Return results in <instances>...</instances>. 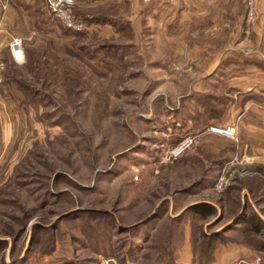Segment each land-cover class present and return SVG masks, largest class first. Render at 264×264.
Instances as JSON below:
<instances>
[{
    "label": "rangeland",
    "instance_id": "1",
    "mask_svg": "<svg viewBox=\"0 0 264 264\" xmlns=\"http://www.w3.org/2000/svg\"><path fill=\"white\" fill-rule=\"evenodd\" d=\"M246 1L229 2L210 36L201 19L188 34L160 25L163 16L143 9L151 0H74L77 14L101 20L75 34L40 0H0V264H144L162 239V264H177L186 243L191 264H264V163L241 162L238 145L216 135L172 156L209 126L238 130L241 91L230 77L252 64L202 77L236 42L234 62L264 56V29L258 42L253 32L264 13L257 1L247 27ZM14 38L31 50L27 66L9 62ZM195 43L205 47L188 48ZM10 67L27 91L7 84ZM200 201L214 217L180 211ZM244 210L261 235L234 224ZM154 213L159 222L142 223Z\"/></svg>",
    "mask_w": 264,
    "mask_h": 264
},
{
    "label": "crops",
    "instance_id": "2",
    "mask_svg": "<svg viewBox=\"0 0 264 264\" xmlns=\"http://www.w3.org/2000/svg\"><path fill=\"white\" fill-rule=\"evenodd\" d=\"M154 2L153 6L143 7L144 11L154 12V16L159 18L163 16L160 25L165 23L166 26L169 25L173 32H184L186 34L190 32L192 25L196 20L201 19L207 22L206 27H204L203 32L209 33V35H214L219 33L218 22L224 17L226 13L225 6L231 2L234 6L236 0H151ZM239 1V0H238ZM9 2V0H8ZM99 2V1H98ZM9 8L11 5H8ZM257 7L259 13H264V0H258ZM165 8V9H164ZM10 10V9H9ZM8 10V11H9ZM1 11V10H0ZM164 13V14H163ZM160 14V15H159ZM264 14H262V17ZM164 20H168L167 22ZM164 21V22H163ZM263 25L257 23L256 27L253 29L256 35V41L258 42L260 33L263 32ZM242 42V43H241ZM244 44V41L236 42L233 47L223 48L222 52L217 53L213 61L211 62L213 67L209 69L208 72L202 77L206 79L211 75H217V67L220 65H249L252 64L250 68H244L242 73H235L230 77V80L237 82L231 87L241 92H237L240 95L238 108H235L236 114L239 116L241 122L238 126V142L235 143L239 148V160L241 162H256L257 164L264 163V72L261 71L258 66L260 63L264 64V56H258L253 52L252 56L244 57L242 60L231 59V55L238 51H241L240 45ZM257 46V45H256ZM200 47H205L201 44H193L189 46L190 49H197ZM212 47V46H209ZM217 46H214L216 48ZM248 51V50H247ZM248 51L246 54H250ZM243 58V57H242ZM210 64V63H209ZM242 70V69H240ZM222 76V75H221ZM247 96V97H245ZM246 109L245 113L243 111ZM243 113V114H242ZM229 125V123H228ZM213 134L206 131L200 133L198 141L200 143L205 141H211L216 139ZM226 141V140H225ZM195 155V154H193ZM198 156V155H197ZM195 156V157H197ZM199 157V156H198ZM263 165V164H262ZM242 195L247 198V202L252 205L249 195L246 190H242ZM206 202V201H200ZM198 203V202H196ZM194 203L187 204L181 207L180 211L186 206H191ZM253 206V205H252ZM179 211V212H180ZM179 215V213L177 214ZM176 215V216H177ZM175 216H171L174 219ZM160 220L157 219V222ZM162 222L164 220H161ZM156 224V223H155ZM146 226V225H145ZM142 232H140V238ZM183 241H189L188 232L182 237ZM181 250V251H180ZM178 252L179 258H177V264H191V254L188 247V243L184 244ZM190 255V256H189ZM127 264H133L131 262H126ZM122 264V263H119ZM125 264V263H124Z\"/></svg>",
    "mask_w": 264,
    "mask_h": 264
},
{
    "label": "built area",
    "instance_id": "3",
    "mask_svg": "<svg viewBox=\"0 0 264 264\" xmlns=\"http://www.w3.org/2000/svg\"><path fill=\"white\" fill-rule=\"evenodd\" d=\"M46 10L56 19H58L64 28L75 32L82 33L85 30V24L82 19L75 15L74 0H42ZM258 0H247V20L246 26H251V21L256 17V3ZM6 3V2H5ZM6 9V4L3 7ZM11 58L16 63H21L24 59L23 44L20 39L14 38L9 45ZM4 70V64L0 61V84L2 83V73ZM206 132L227 139L233 143L238 142V130L234 124L226 126H209L206 128ZM198 136H192L184 139L177 147L172 151L173 157L182 155L187 149H189L197 140ZM238 164V159H233L229 162V168ZM99 264H115L114 260L102 261Z\"/></svg>",
    "mask_w": 264,
    "mask_h": 264
},
{
    "label": "trees",
    "instance_id": "4",
    "mask_svg": "<svg viewBox=\"0 0 264 264\" xmlns=\"http://www.w3.org/2000/svg\"><path fill=\"white\" fill-rule=\"evenodd\" d=\"M13 1H16V0H13ZM25 1L30 2V3L31 2L32 3L37 2V0H25ZM40 1L43 3L42 0H40ZM74 13H75L76 16H78V17H80L82 19V21L84 22L85 25H92L95 22L101 21L97 17H91V18H89L87 16H82L80 14H77L75 12V10H74ZM56 20L61 24V22L58 19H56ZM64 29L66 31H68V32H72V31H70V30H68L66 28H64ZM73 33L75 34V32H73ZM23 51H24V59H23V61L21 63L14 62L13 59L11 58V54L9 53V60H10L9 62H10V64H11L12 67L15 66V65H17V64L18 65L19 64H23L24 66H27L29 63H31V58L33 56L31 54V50H30V52H28L27 49H24L23 48ZM262 69L264 70V68H262ZM14 72H15V69H12L10 67L9 72L6 73L5 77H6L7 84L12 82V84H15L16 87L19 90L27 91V90H25V88H26L25 82L24 81L17 80L16 76H14ZM11 75L13 77H11ZM20 93H22V94L23 93L24 94H32V92H20ZM58 178H60V176H57L56 175V179L57 180H58ZM186 212L191 213L193 215V217H196V218L200 219L201 221H206L208 219H211L212 217L215 216V213H216L214 206L211 205V204H209V203H197V204H193V205H191V206H189L187 208ZM158 217H159V214L158 213H154L152 219H158ZM234 224H244L245 227H246L245 228V232H249V233L254 234V235H261L262 230H263V223L258 219V217H256V215L248 216L246 214L245 210H244L243 214L239 217V219ZM114 227L116 228V225L115 224H114ZM33 228H35V227H33ZM133 229L134 230H137V227H133ZM207 239H208V241H213V240L216 241V240L219 239V234L216 233L214 235H211V236L207 237ZM166 241H167L166 239H162L160 241V244L161 245L159 246V248L156 249L154 253L148 255V260L144 264H162L163 263L162 262V260H163V257H162L163 251H162V249L164 250V253L165 252L168 253L170 251L169 248H168V244H167ZM0 244L1 245H4L5 243L0 241ZM12 244H14V241H13ZM161 247H162V249H161ZM10 257H11V259L14 258L13 257V245L11 247ZM25 262H26V260H21L20 261V264H25ZM118 262L119 263H123L124 260L123 259H119ZM66 264H68V263H66Z\"/></svg>",
    "mask_w": 264,
    "mask_h": 264
},
{
    "label": "water",
    "instance_id": "5",
    "mask_svg": "<svg viewBox=\"0 0 264 264\" xmlns=\"http://www.w3.org/2000/svg\"><path fill=\"white\" fill-rule=\"evenodd\" d=\"M152 217H153V216L148 217L146 220L142 221V223H143V224L147 223L148 221H150V220L152 219ZM142 223H141V225H142Z\"/></svg>",
    "mask_w": 264,
    "mask_h": 264
}]
</instances>
